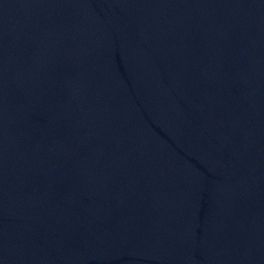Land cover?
<instances>
[{"label": "water", "instance_id": "1", "mask_svg": "<svg viewBox=\"0 0 264 264\" xmlns=\"http://www.w3.org/2000/svg\"><path fill=\"white\" fill-rule=\"evenodd\" d=\"M0 264H264V0H0Z\"/></svg>", "mask_w": 264, "mask_h": 264}]
</instances>
